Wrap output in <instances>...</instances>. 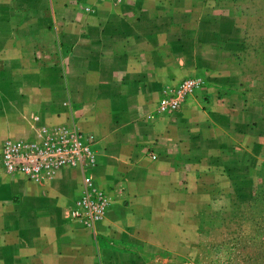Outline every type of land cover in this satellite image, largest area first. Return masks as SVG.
Here are the masks:
<instances>
[{
  "label": "crops",
  "instance_id": "1",
  "mask_svg": "<svg viewBox=\"0 0 264 264\" xmlns=\"http://www.w3.org/2000/svg\"><path fill=\"white\" fill-rule=\"evenodd\" d=\"M254 24L264 30V0H0V153L8 139L72 126L94 140L85 174L127 198L91 230L70 216L82 171L36 183L0 168V264L182 254L173 240L206 221L221 181L234 185L235 157L259 123L242 73ZM185 79L203 88L158 116Z\"/></svg>",
  "mask_w": 264,
  "mask_h": 264
},
{
  "label": "rangeland",
  "instance_id": "2",
  "mask_svg": "<svg viewBox=\"0 0 264 264\" xmlns=\"http://www.w3.org/2000/svg\"><path fill=\"white\" fill-rule=\"evenodd\" d=\"M253 26L254 30L246 33L252 44L247 46L248 57L242 73H245L243 80L250 91L248 100L259 109L260 119L252 130L254 137L242 144L248 152L245 154L241 149L235 157L237 166L232 167L235 168V183L225 191L221 181L220 199H215L213 206L203 208L206 221L203 224L190 221L188 238L173 240L174 250H183L182 254L146 256L149 264H264V30ZM153 156L156 155L151 153ZM248 170L250 175H247ZM92 177L95 188L104 192L108 201L103 221L115 202L127 199L126 190L121 184L102 188ZM210 218L214 220L210 221ZM198 226L202 230L199 236L196 232Z\"/></svg>",
  "mask_w": 264,
  "mask_h": 264
},
{
  "label": "built area",
  "instance_id": "3",
  "mask_svg": "<svg viewBox=\"0 0 264 264\" xmlns=\"http://www.w3.org/2000/svg\"><path fill=\"white\" fill-rule=\"evenodd\" d=\"M201 88L203 82L198 79L183 80L167 91L158 104L157 114H177L187 98ZM93 146L91 137L79 133L72 126H64L44 132L39 141L6 140L0 153V166L8 174H24L36 183L54 178L61 170L82 171V195L72 207L70 216L74 222L93 229L102 220L108 206L105 193L95 188L92 175L85 174L88 167H96Z\"/></svg>",
  "mask_w": 264,
  "mask_h": 264
}]
</instances>
